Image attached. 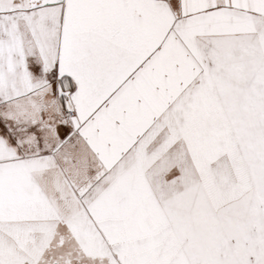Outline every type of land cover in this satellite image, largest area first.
<instances>
[{
  "label": "snow or ice",
  "instance_id": "snow-or-ice-1",
  "mask_svg": "<svg viewBox=\"0 0 264 264\" xmlns=\"http://www.w3.org/2000/svg\"><path fill=\"white\" fill-rule=\"evenodd\" d=\"M0 264H264V0H0Z\"/></svg>",
  "mask_w": 264,
  "mask_h": 264
}]
</instances>
